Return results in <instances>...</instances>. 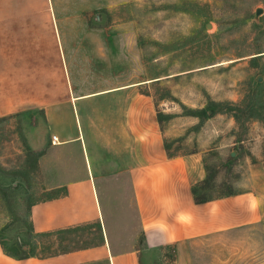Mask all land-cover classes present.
I'll return each instance as SVG.
<instances>
[{
	"label": "rangeland",
	"instance_id": "374dc122",
	"mask_svg": "<svg viewBox=\"0 0 264 264\" xmlns=\"http://www.w3.org/2000/svg\"><path fill=\"white\" fill-rule=\"evenodd\" d=\"M52 1L68 34L78 39L72 56L83 75L80 86H125L106 98L118 105L119 163L129 157L123 103L133 98L140 101L137 111L156 119L162 113L161 135L171 154L196 153L205 177L215 172L208 197L232 187L241 203L249 197L259 203L256 221L189 239L180 248H152L141 239L129 178L118 173L106 197L116 246L140 247L145 264H264V122L249 119L241 129L230 112L205 120L190 114L209 101L247 104L255 87L254 101L264 104V0ZM51 139L40 111L0 117V243L10 253L39 252L44 242L32 228L31 207L55 194L52 173L39 167L46 152L49 162L53 155L60 159ZM138 146L134 141L135 151ZM90 231L83 227L72 236L84 239Z\"/></svg>",
	"mask_w": 264,
	"mask_h": 264
},
{
	"label": "crops",
	"instance_id": "0c3cea01",
	"mask_svg": "<svg viewBox=\"0 0 264 264\" xmlns=\"http://www.w3.org/2000/svg\"><path fill=\"white\" fill-rule=\"evenodd\" d=\"M77 42L52 0H0V117L40 111L51 138H58L51 139L52 149L61 151L59 160L53 155L49 162L46 152L40 163L53 175L48 181L55 194L32 205V228L91 230L88 245L77 235L78 248L47 257L16 258L0 243V264H145L140 247L120 249L113 238L106 197L118 173L129 178L148 247L180 248L189 239L260 218L259 203L250 197L241 203V193L195 202L192 186L205 177L197 154L168 156L158 119L137 111L140 101L133 98L123 103L129 157L119 163L118 105L106 98L125 86H80L83 75L72 56Z\"/></svg>",
	"mask_w": 264,
	"mask_h": 264
},
{
	"label": "trees",
	"instance_id": "16d2710c",
	"mask_svg": "<svg viewBox=\"0 0 264 264\" xmlns=\"http://www.w3.org/2000/svg\"><path fill=\"white\" fill-rule=\"evenodd\" d=\"M256 91L257 89L255 87L253 93L249 95V102H247V104L244 103L239 105L230 101H209L204 107L190 111V114L198 116L201 120H205L207 118L215 116L218 113L230 112L232 116L236 119V121L241 124V129L245 126L244 124H246L249 119H259L264 122V104L258 103L259 101H254V93ZM158 122L160 124L161 130H163V115L160 112L158 113ZM165 149L167 151L168 156H174L170 153L166 144ZM214 177L215 172L209 171L205 178L196 182L192 186V193L195 202L203 203L214 199L212 197H208L206 192L207 189L215 186ZM224 184L225 183H223V185ZM200 188H203V191L201 193H199ZM226 190L227 191L224 195L215 198L226 197L235 194L232 190V187H227ZM76 231H78L77 228H71L59 230L56 232L37 233V236L42 237L44 239V242L40 246L39 252L36 250L37 247H32V249L29 251H21L20 253H10V251H8L7 247L4 244L2 246L7 252V254L16 258H26L30 256L47 257L53 254L63 253L78 248L80 243L78 241H75L72 236L74 233H76ZM51 236H55V240H50ZM90 241V238L85 236L84 244L82 245L86 246L91 243ZM73 242L74 244L71 245V243Z\"/></svg>",
	"mask_w": 264,
	"mask_h": 264
},
{
	"label": "built area",
	"instance_id": "2783aa9c",
	"mask_svg": "<svg viewBox=\"0 0 264 264\" xmlns=\"http://www.w3.org/2000/svg\"><path fill=\"white\" fill-rule=\"evenodd\" d=\"M52 139L54 142L58 140V138L56 136H53Z\"/></svg>",
	"mask_w": 264,
	"mask_h": 264
},
{
	"label": "water",
	"instance_id": "95a60500",
	"mask_svg": "<svg viewBox=\"0 0 264 264\" xmlns=\"http://www.w3.org/2000/svg\"><path fill=\"white\" fill-rule=\"evenodd\" d=\"M261 12H262V9L259 8V9L257 10V14H260Z\"/></svg>",
	"mask_w": 264,
	"mask_h": 264
}]
</instances>
